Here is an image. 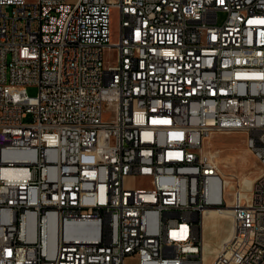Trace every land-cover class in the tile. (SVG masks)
<instances>
[{
  "label": "built area",
  "instance_id": "obj_1",
  "mask_svg": "<svg viewBox=\"0 0 264 264\" xmlns=\"http://www.w3.org/2000/svg\"><path fill=\"white\" fill-rule=\"evenodd\" d=\"M217 133L261 167L230 201ZM209 209L264 264V0H0V264H205Z\"/></svg>",
  "mask_w": 264,
  "mask_h": 264
},
{
  "label": "rangeland",
  "instance_id": "obj_2",
  "mask_svg": "<svg viewBox=\"0 0 264 264\" xmlns=\"http://www.w3.org/2000/svg\"><path fill=\"white\" fill-rule=\"evenodd\" d=\"M76 1L77 0H69L70 3H75ZM27 2L34 3L36 2V0H27ZM224 17L225 15L221 13L219 15V21L222 22L224 20ZM118 27L119 19L117 16V12L114 10L111 16V30L113 41H117ZM27 91L31 96H36L38 94V88L35 86L27 87ZM206 147H211L212 149L218 151V161L225 178L237 176L241 179V181L243 179L245 182H247L249 178L255 180V178L260 174V163L256 159V157L249 151L246 145L245 135L241 133H217L207 140ZM231 185L232 181L231 184H226L225 186V198L227 201H230L232 199V196L230 194ZM216 213H208L204 216L205 220L200 217L198 221V232L204 248V255L206 260L205 264H211L213 260L214 264H221V259H214V257L218 255L222 245L232 237L234 231V226L231 218H223L218 212ZM231 223L233 229L230 235L228 234V229L231 227ZM220 243L221 245L219 246ZM125 264H138V260L136 258H128Z\"/></svg>",
  "mask_w": 264,
  "mask_h": 264
},
{
  "label": "bare ground",
  "instance_id": "obj_3",
  "mask_svg": "<svg viewBox=\"0 0 264 264\" xmlns=\"http://www.w3.org/2000/svg\"><path fill=\"white\" fill-rule=\"evenodd\" d=\"M212 137V136H211ZM210 137V138H211ZM226 184L229 185L231 184V181L226 177ZM253 179L249 178V180H247V182H245L243 179H242V182H243V186L245 187H249L252 183H253ZM233 188H235V185L232 183L231 185V190H233ZM218 212L220 214L221 217H230L228 215H230V211L229 210H216V209H209V210H206L203 215H202V219H204V216L208 213H216ZM217 214V213H216ZM219 216V215H218ZM230 219V218H229ZM205 220V219H204ZM227 225V224H226ZM232 229H233V226H232V223H231V227L228 229V234L231 235V232H232ZM209 262V261H208ZM163 264H170V256H163Z\"/></svg>",
  "mask_w": 264,
  "mask_h": 264
},
{
  "label": "crops",
  "instance_id": "obj_4",
  "mask_svg": "<svg viewBox=\"0 0 264 264\" xmlns=\"http://www.w3.org/2000/svg\"><path fill=\"white\" fill-rule=\"evenodd\" d=\"M224 239H225V238H224ZM224 239H223V241H224ZM223 241H222V242H223ZM222 242H221V243H222ZM221 243L219 244V246L221 245Z\"/></svg>",
  "mask_w": 264,
  "mask_h": 264
}]
</instances>
